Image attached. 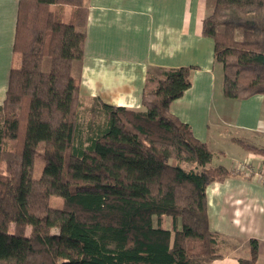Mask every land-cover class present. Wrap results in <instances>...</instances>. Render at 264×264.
<instances>
[{"label":"trees","instance_id":"1","mask_svg":"<svg viewBox=\"0 0 264 264\" xmlns=\"http://www.w3.org/2000/svg\"><path fill=\"white\" fill-rule=\"evenodd\" d=\"M87 18L85 0H17L12 47L19 61L0 106V264L221 258L206 186L239 172L213 165L206 143L169 110L190 87L194 67L149 68L142 108L99 101L107 120L83 135L72 66L84 56ZM201 32L214 41L223 95H264V0H214ZM233 140L264 155L244 138ZM39 147L43 169L35 178ZM162 216L172 218L171 230ZM257 250L250 239V256L238 264H255Z\"/></svg>","mask_w":264,"mask_h":264},{"label":"crops","instance_id":"2","mask_svg":"<svg viewBox=\"0 0 264 264\" xmlns=\"http://www.w3.org/2000/svg\"><path fill=\"white\" fill-rule=\"evenodd\" d=\"M213 1L85 0L84 56L73 63L72 74L80 82L82 108L102 101L141 109L149 68L193 66L190 87L169 110L206 143L213 165L239 172L206 186L208 226L223 238V256L209 264H238L250 256V239L258 242L255 264H264V155L233 140L244 138L264 149V95H223L214 41L201 32ZM16 8L17 0H0V106L10 67L18 63L12 47ZM102 113V123L79 122L81 132L104 125ZM1 116L0 111V123ZM162 227L171 230L172 218L162 216Z\"/></svg>","mask_w":264,"mask_h":264},{"label":"rangeland","instance_id":"3","mask_svg":"<svg viewBox=\"0 0 264 264\" xmlns=\"http://www.w3.org/2000/svg\"><path fill=\"white\" fill-rule=\"evenodd\" d=\"M15 60H18V58H16ZM19 61V60H18ZM17 64V62H16ZM151 72H154L153 77L157 76L158 72L156 70H151ZM151 86L154 85L153 82L149 83ZM92 106V107H91ZM91 109H87L90 108ZM89 106H80L79 111H78V116H79V122L80 123H86V122H91V123H102L105 120V117L103 116L102 110L100 108L99 103L97 102H93L92 105ZM87 109V110H86ZM82 134L84 135L85 133L82 132ZM84 138V137H82ZM43 157H42V153H41V147L38 148V151L35 155V160H34V169H33V177L35 178H39L42 174V169H43ZM182 166L185 169H189L192 168V164H182ZM155 223V222H154Z\"/></svg>","mask_w":264,"mask_h":264}]
</instances>
